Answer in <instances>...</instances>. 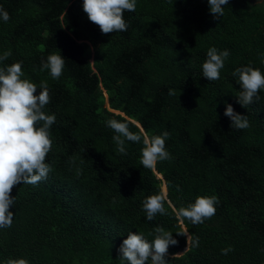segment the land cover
<instances>
[{"label":"trees","instance_id":"1","mask_svg":"<svg viewBox=\"0 0 264 264\" xmlns=\"http://www.w3.org/2000/svg\"><path fill=\"white\" fill-rule=\"evenodd\" d=\"M82 5L0 0L10 15L0 18V56L11 51L0 67L22 61V78L38 88L46 81L43 111L56 117L47 178L11 192L14 218L0 228V264H128L119 252L128 233L151 242L157 226L178 241L168 264H264V89L242 106L233 76L245 66L264 73V0H229L217 19L208 0H136L124 14L127 31L110 34ZM211 47L230 52L215 81L202 74ZM58 50L65 64L53 79L41 62ZM226 104L247 115L250 127L231 128ZM110 119L149 137L169 132L171 159L143 167L142 141L126 140V154L119 153ZM162 186L167 214L148 221L143 201ZM212 195L216 213L202 224L177 215Z\"/></svg>","mask_w":264,"mask_h":264},{"label":"clouds","instance_id":"2","mask_svg":"<svg viewBox=\"0 0 264 264\" xmlns=\"http://www.w3.org/2000/svg\"><path fill=\"white\" fill-rule=\"evenodd\" d=\"M210 13L214 19L223 17V6L229 0H208ZM83 11L88 19L99 26L102 34L127 31L124 19L125 12H134L136 0H83ZM0 18L4 22L10 20V15L0 7ZM11 51H5L0 56V61L6 60ZM229 50L218 51L211 47L207 51V58L202 64V74L208 81L220 79V70L224 67L225 60L229 57ZM22 61L10 66L0 67V228L11 227L14 214L10 208L15 203L11 196L13 188L18 184L36 185L45 180L51 171L46 163V157L52 148L50 126L56 121L54 114H46L43 109L50 102L49 88L46 81H41L39 88L29 79L22 78ZM65 58L60 50L50 54L46 62H41V71L47 69L53 79H58L62 73ZM239 76V85L242 89L238 102L249 105L254 100H259V92L264 89V73L251 66L237 68L233 76ZM39 89V94L37 90ZM174 94L170 92V95ZM118 113V112H116ZM224 115L231 120V128L243 130L250 127L247 115L235 112L231 104H226ZM117 134L113 137L119 153L126 154L125 141L134 143L143 142L141 150V164L145 168L155 167L158 161L171 159L166 150L165 142L170 134L164 131L160 135L149 137L141 132L130 131L126 122L110 119L107 122ZM157 177L160 178L158 174ZM162 194L150 195L143 201V210L148 221H153L157 214L166 215L165 188ZM219 203L218 197L198 196L194 203L181 207L177 215L191 221L192 224H202L216 213L215 205ZM155 238L151 242L142 233L129 232L123 240L119 252L120 259L128 264H168L166 257L170 245H177L169 231L162 227L155 228ZM151 235V233L149 234ZM177 235H185L177 232ZM198 237L193 241V246H198ZM188 242V237H187ZM231 247L222 249L221 253L227 255ZM176 254H174L175 256ZM5 264H29L26 258H9Z\"/></svg>","mask_w":264,"mask_h":264}]
</instances>
